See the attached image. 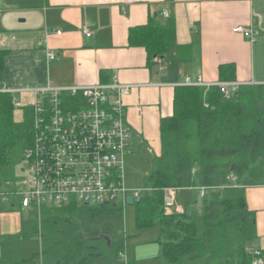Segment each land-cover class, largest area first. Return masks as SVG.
Segmentation results:
<instances>
[{
	"label": "trees",
	"instance_id": "trees-1",
	"mask_svg": "<svg viewBox=\"0 0 264 264\" xmlns=\"http://www.w3.org/2000/svg\"><path fill=\"white\" fill-rule=\"evenodd\" d=\"M128 31V46L140 47L147 60L170 65L175 43L173 20ZM5 51H0V71ZM219 82H234L233 65L218 68ZM9 95H0V168L21 164L32 141L31 118L13 120ZM160 153L151 157L143 177L144 193L133 204L136 230L156 229L159 264H250L246 248L255 237V213L244 189L264 185V87L240 86L229 97L216 87L176 86L173 112L159 123ZM235 178V182L231 180ZM204 189L201 220L189 209L166 211L168 189ZM35 212H30V214ZM40 242V252L20 257L23 245ZM123 209L117 205L42 207L23 219L20 231L0 236V264H120L125 252Z\"/></svg>",
	"mask_w": 264,
	"mask_h": 264
},
{
	"label": "crops",
	"instance_id": "crops-1",
	"mask_svg": "<svg viewBox=\"0 0 264 264\" xmlns=\"http://www.w3.org/2000/svg\"><path fill=\"white\" fill-rule=\"evenodd\" d=\"M5 1L0 15V51L6 52L0 88L16 91L48 83L69 87L114 81L134 86L123 97L130 156L140 153L147 163L160 153L159 123L172 115L175 84L185 77L214 84L219 82V66L233 65L235 83L264 87V0ZM155 14L159 22L173 20L175 24V43L166 53L180 60L175 76L169 64L162 62L159 70L155 62H148L143 48L128 46L129 29L145 25ZM237 26L258 31L256 42L235 34ZM84 28L89 37L82 32ZM46 50L54 53L50 63ZM17 93L22 92L13 95ZM22 94L32 100L31 93ZM244 197L255 213L257 248L264 251V185L246 187ZM201 198L195 188L173 190L166 211L181 213L187 206L192 210ZM131 207L128 224L124 215L125 253L128 248L155 244L158 248L151 260L159 264V232L136 230ZM21 221L7 231L0 229V236L18 233ZM136 253L127 257L130 264H146L148 259Z\"/></svg>",
	"mask_w": 264,
	"mask_h": 264
},
{
	"label": "built area",
	"instance_id": "built-area-1",
	"mask_svg": "<svg viewBox=\"0 0 264 264\" xmlns=\"http://www.w3.org/2000/svg\"><path fill=\"white\" fill-rule=\"evenodd\" d=\"M0 3V15H1ZM167 18L166 14H162ZM89 37L87 29H82ZM235 34L251 44L259 37L252 28L237 26ZM59 35L60 32H57ZM54 53L46 50L50 63ZM159 70L162 62L154 60ZM175 86L216 87L229 97L240 84L217 82L207 84L200 78L185 77ZM134 86L114 81L109 85L59 87L45 84L27 90L0 88V95L15 92L31 93L30 106L32 141L22 155L25 170L21 189L0 177V201L17 200L22 210L39 212L42 207L62 208L70 203L79 206L103 207L109 205L125 208L138 202L142 188L127 185L125 161L132 153L131 135L125 121L123 97ZM15 100L12 101L14 105ZM1 170V168H0ZM231 180L235 181L234 178ZM205 194L200 189V196ZM127 197L132 203L127 204ZM166 200L173 199V190L166 191ZM168 204H166L167 206ZM250 264H264V251L246 248ZM120 264H130L126 253L119 254ZM35 264H42L36 260Z\"/></svg>",
	"mask_w": 264,
	"mask_h": 264
},
{
	"label": "rangeland",
	"instance_id": "rangeland-1",
	"mask_svg": "<svg viewBox=\"0 0 264 264\" xmlns=\"http://www.w3.org/2000/svg\"><path fill=\"white\" fill-rule=\"evenodd\" d=\"M1 8L4 9V5H6L7 1L0 0ZM9 97L12 101L15 100V104L13 105L14 111H13V120L17 123L23 122L25 119L31 118L30 115V106H31V97L28 94H9ZM149 168V163H147L144 156H141L139 153H135L134 156L127 157L125 161V173H126V180L127 185L133 187V188H142L143 183V177L146 175ZM23 169L25 170V165L23 163L16 165V166H9V167H2L0 170V177L2 180L9 181L12 184H16L15 188L20 190V182L24 180L23 174L25 176V173L22 172ZM143 189V188H142ZM10 205H13V207H10ZM67 204L66 206H68ZM133 206V205H131ZM125 208L123 211V214L125 215V219L127 221V224L129 222V219L131 217V210L132 207ZM193 213L197 216L199 221L201 220L202 216V207L201 203L197 202L195 207L192 209ZM36 213V212H35ZM32 213L30 214L29 211L22 210L18 206L17 200L10 199L8 202H4L0 205V229L7 231L8 229H11L14 224H17L19 222V219H26L31 216H33ZM6 233V232H4ZM257 242L256 239H254L252 242L248 244L249 247H254L257 249ZM157 246L155 244H144L141 246V248L136 249L134 247L128 248L126 251L127 257L133 256V253L138 252V255L147 258L146 264H157L155 261L151 260L152 255L155 254L157 250ZM40 252V242H30L29 244H24L22 249L20 250V257L23 259H28L32 256L34 253ZM137 254V253H136ZM149 257V258H148ZM36 260H41V258L34 259L33 262H36ZM29 264V263H24Z\"/></svg>",
	"mask_w": 264,
	"mask_h": 264
},
{
	"label": "water",
	"instance_id": "water-1",
	"mask_svg": "<svg viewBox=\"0 0 264 264\" xmlns=\"http://www.w3.org/2000/svg\"><path fill=\"white\" fill-rule=\"evenodd\" d=\"M126 201H127V204L130 205L132 203L131 197H127ZM168 203H169V200H166V204Z\"/></svg>",
	"mask_w": 264,
	"mask_h": 264
}]
</instances>
